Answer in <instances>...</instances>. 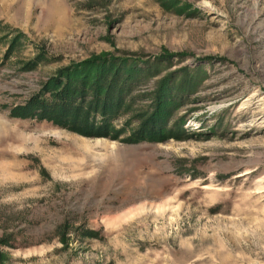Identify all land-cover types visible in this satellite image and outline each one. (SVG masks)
<instances>
[{
    "label": "rangeland",
    "instance_id": "374dc122",
    "mask_svg": "<svg viewBox=\"0 0 264 264\" xmlns=\"http://www.w3.org/2000/svg\"><path fill=\"white\" fill-rule=\"evenodd\" d=\"M0 264H264V0H0Z\"/></svg>",
    "mask_w": 264,
    "mask_h": 264
}]
</instances>
